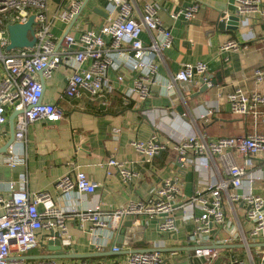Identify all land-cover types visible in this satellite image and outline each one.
<instances>
[{"label": "crops", "instance_id": "obj_1", "mask_svg": "<svg viewBox=\"0 0 264 264\" xmlns=\"http://www.w3.org/2000/svg\"><path fill=\"white\" fill-rule=\"evenodd\" d=\"M74 0H64L63 5L69 7ZM86 6L75 23L56 19L51 31L56 38H61L67 31L77 34L87 28L100 29L106 20L117 17L118 11H111L109 0H78ZM133 5L134 17L140 18L141 8L148 2L157 5L162 23L170 30L173 46L163 51L158 62V72L164 77L180 71L186 64L199 61L208 65V71L215 74L222 70L223 83L210 86L204 93L200 90L197 78L193 82H180L177 94L169 97L162 92L160 84H154L150 96L144 103H137L131 98V103L124 101V96L132 94L136 74L122 66L119 71L110 70L108 77L114 87V92L105 97L106 104L97 99H91L86 93L77 98L65 95L66 73L70 67L62 65L56 69L51 78H44L45 90L43 100L54 102L64 110L63 118L54 123L37 120L29 125L26 147V163L15 167L6 163L0 164V194L10 196L9 184L19 179L22 172L29 176L31 191L49 190L56 203L68 207L67 222L71 242L65 241L63 248L73 256L56 258L61 264L79 261L80 264H127V250L141 247L169 248L163 250L165 264H232L236 257L244 258L248 264H262L264 246L250 244L264 242V230L259 235L251 234V222L245 216V201H225V220L216 222L205 235V246L215 247L216 255L197 254L195 244L190 238L196 223L193 218L183 217V207L176 209L178 229L171 233L160 231L155 220H146L139 216L137 225L141 233H135V241L129 243L126 235L121 250L117 253L100 254L111 251L115 236L109 243L98 248L93 243L89 232L91 223L81 220L77 214L80 210L100 205L104 210H110L127 203L129 200L147 198L151 188L165 176H178L183 181L179 201L188 200L194 193L205 191L209 183L220 178L227 179L228 174L217 160L209 158V164L183 165L177 159L176 142L185 135L206 131L210 136L241 134L245 130V118L233 114L230 110L226 94L236 87L245 90H260L264 92V83H257L254 71L264 66V4L259 11L250 16L247 28H240L236 34L231 31H218L215 21L221 12L236 11L235 0H130ZM193 3H199L200 9L195 19L186 20L179 17L173 20L170 13ZM59 0H48V14L52 15L60 6ZM95 10V11H94ZM157 34V33H155ZM238 37L241 47L238 50L221 52V45L230 38ZM144 42L151 41L148 30L142 33ZM126 56L122 55V58ZM74 65L73 58L68 60ZM1 71V69H0ZM118 75H124L125 81H118ZM42 81L40 75L37 76ZM223 93L219 97V93ZM134 99V100H133ZM184 107L183 113L179 107ZM213 109L209 122L202 116L208 109ZM8 109V122L0 127V147L10 135L9 116L13 113ZM120 128L116 135L114 128ZM252 129V119L247 124ZM154 133L165 142V149L148 160L137 152L132 140H146ZM112 155L131 167L132 179L125 181L118 172L108 174L106 161ZM164 155L166 158L164 159ZM6 157V153H2ZM217 160V161H215ZM236 161L245 164L251 171H264V157L261 155L245 157L236 154ZM220 166L221 169L218 167ZM85 171L98 185L94 192L79 193L76 190L71 198L64 197L58 187L59 180L76 170ZM248 190L247 184L234 189L243 194ZM252 190L264 196V178L253 183ZM43 204H40V208ZM189 212L196 215L202 213L199 204L188 206ZM134 218L128 215L125 219ZM52 229L43 227L38 230L39 242L23 254L16 250L11 258L39 259L43 254H50L44 243L50 238ZM117 232V231H116ZM246 235L247 242L243 238ZM144 238V239H143ZM224 238H228L224 241ZM144 242H141V240ZM252 253L254 259L250 258ZM76 254H90L74 256Z\"/></svg>", "mask_w": 264, "mask_h": 264}, {"label": "built area", "instance_id": "obj_2", "mask_svg": "<svg viewBox=\"0 0 264 264\" xmlns=\"http://www.w3.org/2000/svg\"><path fill=\"white\" fill-rule=\"evenodd\" d=\"M111 11L117 10L115 18H108L98 30L87 28L75 33H67L56 38L51 26L56 19L70 22L81 7L74 0L69 7L60 4L52 15L48 14V0H0V127L8 122V109L18 111L15 118V141L10 145L7 156L0 153V164L6 163L15 167L26 163V147L29 125L37 120L49 123L58 122L63 118V108L54 102L43 100V83L37 78H51L60 66H69L66 73L65 95L77 98L86 93L91 99L103 104L107 94L114 92L108 74L110 70L119 71L122 66L136 74L132 94L124 96L129 104L135 98L137 103H144L150 96L152 86L160 84L162 92L173 97L177 94L180 82H193V76L208 71V65L199 61L186 64L180 71L164 78L158 72V62L163 51L173 46V37L166 29L159 15L156 4L148 2L140 10V18L134 17L133 5L130 0H109ZM236 13L240 18V28H247L250 16L259 11L264 0H235ZM200 9L199 3H193L170 13L173 20L183 17L186 20L196 18ZM34 15V36L36 43L31 47L7 50L10 44L9 25L26 23ZM148 30L151 41L144 42L142 33ZM157 33V34H155ZM241 41L238 37L224 42L221 52L238 50ZM124 58H122V55ZM73 58L75 64L70 66L68 60ZM257 83H264V66L254 71ZM118 81L124 82V75H118ZM223 93H219L222 97ZM230 110L233 114L248 116L252 119V131L240 135L210 136L206 131L185 135L179 138L175 146L177 159L183 165L209 164V158L216 156L228 178H220L209 183L205 191L194 193L188 200L179 201L183 181L178 176H165L151 188L147 198L129 200L127 203L110 210L100 205L80 210L77 214L81 220L91 223L89 232L93 243L98 248L109 243L115 236L120 224L128 215H134V222L140 221L139 216L147 221L153 219L160 231L173 233L178 229L176 209L183 207V217L193 218L196 227L190 238L195 244V252L204 255H216L217 249L205 246L204 240L216 222L225 220V201H237L241 198L246 203L245 216L251 222V234L259 235L264 230V196L254 193L253 183L264 178V171H251L245 164L236 161V154L245 157L261 155L264 157V92L248 91L236 87L226 94ZM134 100V99H133ZM213 109H208L202 116L209 122ZM118 135L121 129H113ZM137 152L151 160L166 148L157 133L150 138L132 140ZM215 160V161H217ZM108 174L118 172L125 181L132 179L131 167L112 155L106 161ZM220 166L218 167L219 169ZM247 184L248 190L239 194L234 189ZM98 185L83 170L63 176L58 187L64 197L71 198L76 190L79 193L94 192ZM10 196L0 194V264H61L56 258H11L16 250L23 254L39 242L38 230L48 227L63 235L64 242H71L68 233V207L56 203L49 190L31 191L29 176L22 172L18 180L9 184ZM40 204L43 207L40 208ZM199 204L202 213L196 215L189 212L188 206ZM243 238L247 242L244 234ZM228 238H224L227 241ZM134 238L129 239L133 244ZM66 243V242H65ZM134 250L127 253V264H164L160 249ZM113 249H118L114 243ZM250 258L254 257L250 253ZM70 264H80L73 261ZM99 264H112L100 262ZM232 264H248L244 258H234Z\"/></svg>", "mask_w": 264, "mask_h": 264}, {"label": "water", "instance_id": "obj_3", "mask_svg": "<svg viewBox=\"0 0 264 264\" xmlns=\"http://www.w3.org/2000/svg\"><path fill=\"white\" fill-rule=\"evenodd\" d=\"M59 2L62 4L64 2V0H59ZM86 3L81 5L79 11L77 12V14L72 19L70 28L75 23V21L78 19L80 14L83 12V10L86 6ZM240 18L241 17L236 12H231V13L221 12L219 17L215 21L216 22L215 23L216 29L218 31H225V30L231 31L233 34H236V32L239 31ZM34 21H35V16L32 15L29 18V20L24 24L16 23V24L9 25L8 29H9L10 44L7 46L8 51H11V50L16 49V48L31 47V46L35 45L36 38L34 36V27H33ZM69 30L67 31V33L69 32ZM39 75L41 77H43L41 72L39 73ZM196 78H197V81L201 85L200 90L196 93V95L198 93L206 92L210 86H214V85H218V84L223 83L222 70L216 72L215 74H213L209 71H206L199 76H195V75L193 76V80ZM42 83H43V91H44L45 90L44 78H42ZM179 110L181 113L185 112L184 107L182 105L179 107ZM18 113H19L18 111H14L9 116L10 135H9V138L5 141V143L0 147V153L8 152L10 145L13 144L15 141V118H16ZM241 200L244 201L243 198H241ZM140 228H142V226L137 225L134 222L133 218L124 219L122 221V223L120 224V226L116 232V237H115V241H116L115 244L119 248L118 249L112 248L111 251H103V252H100V254H109V253L119 252L121 250V245H122L126 235L130 236L128 239H130V238L135 239V237H137V236H135V233H137V231H138V233H141V232H139ZM137 239H138V237L136 238V240ZM143 239L141 240V242H144ZM64 244L65 243L63 240V235L57 230L56 231L51 230L50 231V238L46 241V243H44V245H46L53 252L50 254H43L40 258H60V257H65V256H73L71 254L66 253V250L63 248ZM250 246L263 247L264 242H258L256 244L253 243V244H250ZM138 249L150 250V249H155V247L134 248L131 250H127V252L138 250ZM157 249H160L161 251L170 250L169 248H158V247H157ZM87 255H90V254H76L74 256H87ZM165 262H166V260H164V264H165ZM262 264H264V258L262 260Z\"/></svg>", "mask_w": 264, "mask_h": 264}, {"label": "trees", "instance_id": "obj_4", "mask_svg": "<svg viewBox=\"0 0 264 264\" xmlns=\"http://www.w3.org/2000/svg\"><path fill=\"white\" fill-rule=\"evenodd\" d=\"M238 116H240V117H243V118H245V130H244V132L243 133H241V134H245L246 132H250V131H252V129H250L249 130V128H247V124H249V121L251 120V118L250 117H246V116H241V115H238ZM227 135H240V134H236V133H233V134H227ZM165 151L167 152V147L165 148ZM166 158V155H164V159Z\"/></svg>", "mask_w": 264, "mask_h": 264}, {"label": "rangeland", "instance_id": "obj_5", "mask_svg": "<svg viewBox=\"0 0 264 264\" xmlns=\"http://www.w3.org/2000/svg\"><path fill=\"white\" fill-rule=\"evenodd\" d=\"M31 36V35H30ZM1 69V68H0Z\"/></svg>", "mask_w": 264, "mask_h": 264}]
</instances>
